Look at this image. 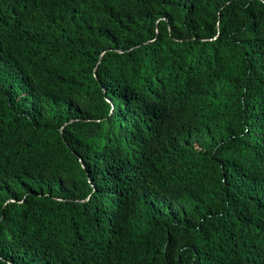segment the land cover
<instances>
[{"label":"trees","instance_id":"trees-1","mask_svg":"<svg viewBox=\"0 0 264 264\" xmlns=\"http://www.w3.org/2000/svg\"><path fill=\"white\" fill-rule=\"evenodd\" d=\"M0 264H264V0H0Z\"/></svg>","mask_w":264,"mask_h":264}]
</instances>
